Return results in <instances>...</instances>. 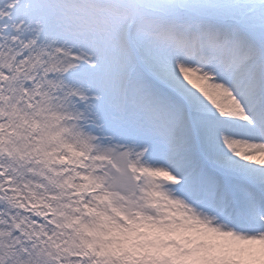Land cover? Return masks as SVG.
<instances>
[{
  "label": "snow or ice",
  "instance_id": "obj_1",
  "mask_svg": "<svg viewBox=\"0 0 264 264\" xmlns=\"http://www.w3.org/2000/svg\"><path fill=\"white\" fill-rule=\"evenodd\" d=\"M0 264H264V0H0Z\"/></svg>",
  "mask_w": 264,
  "mask_h": 264
}]
</instances>
